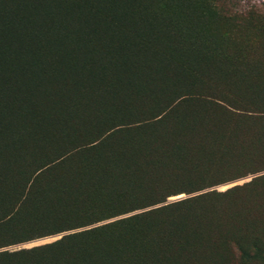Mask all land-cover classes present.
Wrapping results in <instances>:
<instances>
[{"label":"trees","instance_id":"obj_1","mask_svg":"<svg viewBox=\"0 0 264 264\" xmlns=\"http://www.w3.org/2000/svg\"><path fill=\"white\" fill-rule=\"evenodd\" d=\"M154 19L140 0H0V182L3 171L13 166L42 163L32 180L37 189L32 186L30 209L0 221V240L6 238L5 232L14 237L20 234L13 231L14 223L43 224L56 215L65 220L62 225L56 223L63 227L54 234L81 227H70L68 218L74 207H89L91 198L75 193L88 192L94 181L98 199H127L135 194L144 196L145 202L156 199L147 207L160 203L164 194L177 186L174 176L181 175L187 181L191 175L207 174L189 165L194 164L189 155L188 165L176 161H186L188 150L195 147L191 134H216L211 130L216 126L203 115L188 119L187 109L183 113L188 104L182 100L149 123L158 129L156 133L129 137L125 152L122 142L117 146L113 143L116 134H112L129 124L113 126L103 134L99 131L98 137L84 147L68 151L54 147L48 154L53 159L44 161L46 148L42 145L54 144L50 131L68 138L67 134L76 132L86 119L92 128L101 122L111 123L117 118L111 115H120L121 106L135 112L134 98L152 96L160 85L170 86L166 73L176 60L169 43L183 24ZM198 120L205 123L200 125ZM41 132L47 135L40 139ZM184 134V140L177 138ZM260 148L232 153L236 161L229 169L238 172L254 164ZM202 156L211 159L208 154ZM74 161L80 162V173L72 169ZM212 167V163L206 166ZM47 178L51 181L45 185ZM244 190L245 198L233 207L215 210L211 228L205 226L203 217L188 211L171 214L158 223L146 222L155 212L181 210L197 199L138 214L125 222L145 220V241L158 237L168 244L169 253L157 256L150 264H224L237 256L240 264H264V175L221 195ZM113 226L65 235L44 248L0 253V260L27 255L30 260L24 264H122L106 248L107 241H82ZM42 249L52 252L40 257L37 253ZM140 259L138 253L132 254L123 264H141Z\"/></svg>","mask_w":264,"mask_h":264},{"label":"rangeland","instance_id":"obj_2","mask_svg":"<svg viewBox=\"0 0 264 264\" xmlns=\"http://www.w3.org/2000/svg\"><path fill=\"white\" fill-rule=\"evenodd\" d=\"M140 4L146 13H151L155 17V21L170 20L183 24V27L180 25L178 27L180 29L173 32L174 37L169 43L170 52L174 54L176 60L172 67H168L166 73L168 77L166 81L171 82L170 86L160 85L154 95L134 98L132 109L136 113L131 110L126 111L129 108L121 106L120 115H116L119 113L111 115L117 116L111 123L107 122L103 125L101 122V124H94L96 126L92 128L86 119L76 132L67 134L68 138L62 137L66 134L50 131L54 144L49 145L50 142H48L42 145L46 148L43 149L44 161L48 163L53 159L54 156L48 154L54 147L60 146L61 151L84 147L98 137L99 131L103 134L113 126L129 124L132 127L131 131L129 126H126L121 130L114 129L112 134V136L116 134L112 137L113 143L117 146L122 142V150L125 152V143L129 137L137 139L141 135L148 137L156 133L158 129L150 126L149 123L155 122L157 115L182 100L188 104L184 110L182 109L183 113L187 109V118L195 119L200 117V114L203 115L216 126L211 130L216 132L217 136L216 134L214 136L191 134L189 138L195 147H190L188 150L186 161H176L179 164L188 165L189 155L190 159L194 160V164L189 165H196L199 168L195 170L206 171L207 174L204 177L198 174L191 175L190 180L187 181L181 175L174 176L173 180L178 183L177 186L170 188L169 192L164 194L165 199L160 203L147 207L146 205L156 199L145 202L141 194H135L127 199L108 200L105 197L98 199L97 187H95L97 182L94 181L88 192H83L82 195L79 192L75 193L77 197L80 196L83 199L91 198L89 207H74L68 218L70 227H81L54 234V231L63 227L61 225L65 217H60L61 215H56L43 224L14 223L13 231L20 234L14 237L11 232H5L6 238L0 240V253H18L44 248L65 235L114 224L112 228L85 237L82 241L92 240L95 243L107 241L106 248L115 259H121L122 264L125 263V259L136 253L141 257V264H150L157 256L169 253L168 244L158 240L161 239L158 237L153 238L154 241H145L146 238H143L146 236V231L143 230L146 226L145 220L126 223V218L183 200L197 199L193 203L181 206L182 211L155 212L146 222L158 223L159 220L171 214L188 211L203 217V221L207 223L205 226L211 228L215 210L224 211L228 207H233L245 198L247 191L232 195L221 194L264 175V154L262 153L264 150L260 148L261 145L264 148V0H140ZM161 40L164 39L161 38ZM166 40L168 41L167 37ZM198 122L200 124V120ZM237 123L240 126L237 127ZM126 129L129 131L126 132ZM169 129L171 131V128ZM45 134L47 135L46 132H41L40 139L44 138ZM185 137H187L185 134L177 136L182 140ZM253 138L260 142H250ZM255 146L260 148L257 150L260 157L254 160V164L249 163L247 168L238 172L229 169L236 161L232 159L234 158L231 156L232 153ZM89 152L86 153L94 156V153ZM203 154L210 155L211 159L204 158ZM209 163H212V169L206 168ZM239 163H242V160ZM179 164L176 165L181 166ZM41 165V162L30 163L20 167L13 166L3 171L0 182V221L17 212H28L34 188L31 185L32 180ZM71 166L73 170L80 173V162L74 161ZM0 170H2L1 167ZM48 181L51 179L47 178L45 185H48ZM207 194L211 196L198 199L199 196ZM218 215L223 217L220 212ZM56 223L61 225L58 226ZM51 252V249H42L37 255L42 257L43 254ZM4 259L0 260V264L2 262L24 264L30 260L27 255L12 259L4 257ZM239 260L238 256L234 259L229 258L224 264H240Z\"/></svg>","mask_w":264,"mask_h":264}]
</instances>
